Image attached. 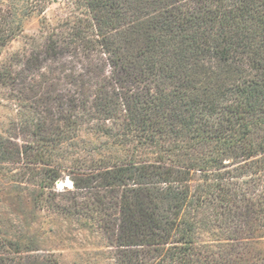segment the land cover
<instances>
[{
	"label": "trees",
	"instance_id": "obj_1",
	"mask_svg": "<svg viewBox=\"0 0 264 264\" xmlns=\"http://www.w3.org/2000/svg\"><path fill=\"white\" fill-rule=\"evenodd\" d=\"M73 1L0 62V178L67 176L50 207L93 220L111 264H264V0ZM21 34L0 2V55Z\"/></svg>",
	"mask_w": 264,
	"mask_h": 264
},
{
	"label": "rangeland",
	"instance_id": "obj_2",
	"mask_svg": "<svg viewBox=\"0 0 264 264\" xmlns=\"http://www.w3.org/2000/svg\"><path fill=\"white\" fill-rule=\"evenodd\" d=\"M3 8L13 7L18 14L22 34L2 50L0 62L23 46L24 38L37 34L40 21L56 26L71 17H79L73 0H0ZM43 6V12L39 11ZM7 112L0 107V134L8 128ZM70 182L63 188L59 183ZM0 178V253L10 252L6 243H19L22 249L32 245L37 251L23 253L41 256L49 264H111L109 252L102 247L100 234L93 220L56 213L52 203L67 206L73 191L72 182L65 176L57 181L54 190L41 191L18 183L6 185ZM68 201V200H67ZM84 200L80 199V203ZM86 224V226H85ZM264 249V241L257 244ZM46 264V263H44Z\"/></svg>",
	"mask_w": 264,
	"mask_h": 264
},
{
	"label": "bare ground",
	"instance_id": "obj_3",
	"mask_svg": "<svg viewBox=\"0 0 264 264\" xmlns=\"http://www.w3.org/2000/svg\"><path fill=\"white\" fill-rule=\"evenodd\" d=\"M65 182H66V181H65ZM65 182H64V185H66L67 187H68V186H69V187L71 186V184H70L69 181H67V183H65Z\"/></svg>",
	"mask_w": 264,
	"mask_h": 264
},
{
	"label": "water",
	"instance_id": "obj_4",
	"mask_svg": "<svg viewBox=\"0 0 264 264\" xmlns=\"http://www.w3.org/2000/svg\"><path fill=\"white\" fill-rule=\"evenodd\" d=\"M60 184V186H62L63 188H67V186L66 185H64V181L63 182H61V183H59Z\"/></svg>",
	"mask_w": 264,
	"mask_h": 264
}]
</instances>
